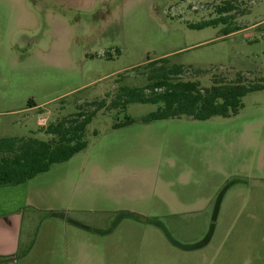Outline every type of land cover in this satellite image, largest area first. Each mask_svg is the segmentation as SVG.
I'll return each instance as SVG.
<instances>
[{
  "label": "rangeland",
  "instance_id": "rangeland-1",
  "mask_svg": "<svg viewBox=\"0 0 264 264\" xmlns=\"http://www.w3.org/2000/svg\"><path fill=\"white\" fill-rule=\"evenodd\" d=\"M176 65L264 86V0H0V138L91 117L25 183L19 264H264V88L235 117L140 122L162 105L130 90Z\"/></svg>",
  "mask_w": 264,
  "mask_h": 264
},
{
  "label": "trees",
  "instance_id": "trees-1",
  "mask_svg": "<svg viewBox=\"0 0 264 264\" xmlns=\"http://www.w3.org/2000/svg\"><path fill=\"white\" fill-rule=\"evenodd\" d=\"M184 72L183 66H162L150 76L152 82L147 87L130 90V102L162 105L158 111L140 118V122L150 124L181 117L196 121L235 117L244 108L243 98L264 88L261 84H245L241 75L230 84L215 78L211 86L203 87L199 81L177 79ZM36 106L31 103L32 108ZM90 122L91 117L79 111L69 119L50 123L45 131L40 130L50 137L48 140L0 138V188L27 183L86 150L85 130ZM135 122L129 119L114 128Z\"/></svg>",
  "mask_w": 264,
  "mask_h": 264
},
{
  "label": "crops",
  "instance_id": "crops-1",
  "mask_svg": "<svg viewBox=\"0 0 264 264\" xmlns=\"http://www.w3.org/2000/svg\"><path fill=\"white\" fill-rule=\"evenodd\" d=\"M261 179H264V175ZM26 204L25 183L0 188V264H19Z\"/></svg>",
  "mask_w": 264,
  "mask_h": 264
}]
</instances>
